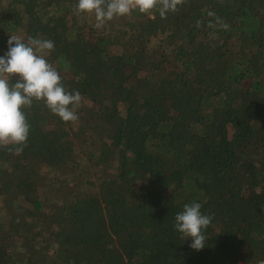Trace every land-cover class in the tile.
<instances>
[{"label":"trees","instance_id":"1","mask_svg":"<svg viewBox=\"0 0 264 264\" xmlns=\"http://www.w3.org/2000/svg\"><path fill=\"white\" fill-rule=\"evenodd\" d=\"M76 4L0 0V56L51 39L83 97L75 122L34 101L23 152L0 148V264H264V0L101 29ZM192 201L213 217L201 250L174 228Z\"/></svg>","mask_w":264,"mask_h":264},{"label":"clouds","instance_id":"2","mask_svg":"<svg viewBox=\"0 0 264 264\" xmlns=\"http://www.w3.org/2000/svg\"><path fill=\"white\" fill-rule=\"evenodd\" d=\"M185 0H77L75 11L94 14V27L101 29L116 17L130 15L133 11L150 14L159 12L161 18L175 12ZM227 27V25H225ZM8 50L0 56V148L19 155L30 132L25 108L34 101H42L51 113L64 122L78 120L77 109L82 102L78 90L69 91L58 70L48 61L47 54L55 48L51 39L10 35ZM16 82H12V77ZM12 146V147H10ZM202 203L192 201L175 214L174 228L183 240L191 238L189 247L201 250L208 238L204 230L212 222L211 214H204Z\"/></svg>","mask_w":264,"mask_h":264},{"label":"rangeland","instance_id":"3","mask_svg":"<svg viewBox=\"0 0 264 264\" xmlns=\"http://www.w3.org/2000/svg\"><path fill=\"white\" fill-rule=\"evenodd\" d=\"M249 83H250V80L249 79H246V80L243 81V85L244 86H248Z\"/></svg>","mask_w":264,"mask_h":264}]
</instances>
